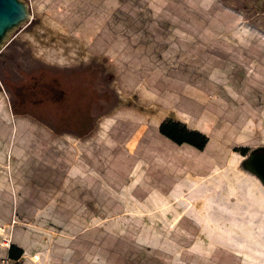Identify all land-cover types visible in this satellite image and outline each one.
<instances>
[{
	"label": "rangeland",
	"instance_id": "rangeland-1",
	"mask_svg": "<svg viewBox=\"0 0 264 264\" xmlns=\"http://www.w3.org/2000/svg\"><path fill=\"white\" fill-rule=\"evenodd\" d=\"M23 1L0 49V260L264 264L247 166L264 154V0Z\"/></svg>",
	"mask_w": 264,
	"mask_h": 264
},
{
	"label": "trees",
	"instance_id": "trees-1",
	"mask_svg": "<svg viewBox=\"0 0 264 264\" xmlns=\"http://www.w3.org/2000/svg\"><path fill=\"white\" fill-rule=\"evenodd\" d=\"M109 107L110 106H107L105 110ZM97 114H99V112ZM72 124L74 128L72 129L73 134H75L77 137H83L90 132L92 120L89 117H83L80 120L78 119L73 121ZM158 132L176 144L187 143L197 149H202L206 143V137L202 133L195 130H189L184 124L170 119H165L159 124ZM21 254L22 249L20 247L14 244L9 245L7 250L8 258L16 260Z\"/></svg>",
	"mask_w": 264,
	"mask_h": 264
},
{
	"label": "water",
	"instance_id": "water-1",
	"mask_svg": "<svg viewBox=\"0 0 264 264\" xmlns=\"http://www.w3.org/2000/svg\"><path fill=\"white\" fill-rule=\"evenodd\" d=\"M28 4L23 0H0V49L8 33L30 19ZM247 165L264 183V154L256 152L247 159Z\"/></svg>",
	"mask_w": 264,
	"mask_h": 264
},
{
	"label": "crops",
	"instance_id": "crops-1",
	"mask_svg": "<svg viewBox=\"0 0 264 264\" xmlns=\"http://www.w3.org/2000/svg\"><path fill=\"white\" fill-rule=\"evenodd\" d=\"M74 161V160H73ZM74 170H75V164L73 163L72 165V169L71 168H68V176L71 175V172L72 174L74 175Z\"/></svg>",
	"mask_w": 264,
	"mask_h": 264
},
{
	"label": "built area",
	"instance_id": "built-area-1",
	"mask_svg": "<svg viewBox=\"0 0 264 264\" xmlns=\"http://www.w3.org/2000/svg\"><path fill=\"white\" fill-rule=\"evenodd\" d=\"M7 246H8V244H7ZM8 247H9V246H8ZM0 264H10L9 259H7V258H5V259H1V260H0Z\"/></svg>",
	"mask_w": 264,
	"mask_h": 264
},
{
	"label": "bare ground",
	"instance_id": "bare-ground-1",
	"mask_svg": "<svg viewBox=\"0 0 264 264\" xmlns=\"http://www.w3.org/2000/svg\"><path fill=\"white\" fill-rule=\"evenodd\" d=\"M248 166V165H247ZM249 167V166H248ZM250 168V167H249Z\"/></svg>",
	"mask_w": 264,
	"mask_h": 264
}]
</instances>
